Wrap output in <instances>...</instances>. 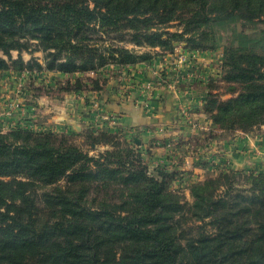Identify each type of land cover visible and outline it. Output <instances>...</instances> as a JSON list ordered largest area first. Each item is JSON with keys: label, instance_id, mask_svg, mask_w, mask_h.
Wrapping results in <instances>:
<instances>
[{"label": "trees", "instance_id": "1", "mask_svg": "<svg viewBox=\"0 0 264 264\" xmlns=\"http://www.w3.org/2000/svg\"><path fill=\"white\" fill-rule=\"evenodd\" d=\"M181 15L205 25L189 51H223L202 111L221 129L264 125V29L249 26L264 22V0H0V71L31 39L61 74L143 63L149 51L100 45L94 35L164 47L166 24ZM82 82L66 80L63 90ZM221 82L238 90L224 99ZM107 135L90 136V145ZM110 145L90 155L51 131L0 132V264H264V172L221 171L194 183L189 202L168 189L169 173ZM238 176L250 188L238 187Z\"/></svg>", "mask_w": 264, "mask_h": 264}, {"label": "rangeland", "instance_id": "2", "mask_svg": "<svg viewBox=\"0 0 264 264\" xmlns=\"http://www.w3.org/2000/svg\"><path fill=\"white\" fill-rule=\"evenodd\" d=\"M183 16L181 15L179 18L166 24L165 30L172 33V35L164 47H150L148 45L136 46L126 40H120L115 34H112L108 38L106 37L107 33L103 30L98 31L94 35V39L96 41L99 40L100 45L104 43L107 46L112 44L113 46L120 45L134 48L138 52L149 51L152 55L151 59H159L158 63L165 64V61L169 62V60H172V57H175L173 53L174 47L187 42L186 40L190 37H197L205 28L204 25L199 29H195L191 24L188 25L182 20ZM249 26L264 29V22L256 21ZM238 29L246 30L247 26L239 24ZM251 30L249 28L247 31ZM225 41L226 37L224 39ZM31 42L35 45L37 41L36 39H31ZM33 45L32 49H22L20 51L16 49L11 50V60L8 61L9 68L0 71V127L2 122L4 124L7 122H16V125L13 127H20L23 131L32 133L51 131L58 136L65 137V140L69 143L79 146L90 155H97L111 148L110 144L113 141L119 142L122 146L132 148L139 155L141 161L146 164L150 172L153 169L159 168L169 173L168 189L178 193L184 197V200L189 202L192 201L190 187L194 183L208 177L216 176L221 171L239 170L243 173L264 172V125L254 127L247 131L221 129L213 125L212 118L208 113H204L201 110L204 116L199 117L198 115H194V113L197 114V111H193L192 105L188 104V102L178 106L177 118H170L167 121L157 123L156 128L152 129L148 135L141 133L139 130L141 127L139 129L136 127L134 130H131L130 127L124 128L117 112L105 117L108 125L102 119L91 124L81 123L78 120L74 122L75 124H63L60 121L59 124L56 123L54 127L52 126L53 128H47L46 125L48 123L52 125V122L56 121L51 116L57 115V112H60V105L62 103L72 105L73 101L69 100L72 96L71 94L78 92L63 90L66 80L74 81L76 78H81L83 81L82 90L92 91L93 89L91 87L94 86V82H97L101 89H103L109 80L106 76H101L99 71L107 66L117 64L109 63L98 72L88 70L73 74H61L56 70H48L45 67L43 51L36 49ZM188 47L189 44H187ZM221 49L218 51V55L223 53ZM197 51L206 52L202 50ZM0 55L7 59V56L1 51ZM13 60H17V62L15 63ZM20 60L23 64L20 63ZM220 60L221 58L217 57L213 65H211V68H217ZM35 61L41 64L40 68L33 64ZM29 62L33 64L32 67L27 65ZM19 64L23 66L19 67ZM110 69L107 72H111L112 68ZM163 71L162 69L160 71V68L157 70V74L161 78L167 76ZM216 79H220V76L214 77L213 80ZM160 83V86H165L163 82ZM216 87L219 88L218 90L222 93V97L227 99L234 95V92L230 89L232 87L236 88L237 84L221 82ZM169 88L166 87L165 89ZM236 89L238 90V87ZM158 96H160L161 101V95ZM39 101H41L40 106L38 105ZM85 102H92V99L86 98ZM203 103L204 100L201 99L200 107H202ZM74 105L76 106L77 104ZM41 106L44 109L40 108ZM183 107L186 110L188 118L180 114V110ZM45 109L47 110L45 111ZM94 110L98 111V105L92 106L88 111L93 112ZM100 112H102L101 109ZM46 116L51 121L46 119ZM44 121L48 122L45 123ZM31 123L39 127L44 126L45 129L34 131L30 127L25 126H30ZM57 124L60 125V128H56ZM13 127H10V129H13ZM180 127L183 130H180ZM88 133L89 136H87ZM103 133L108 134L107 137L110 141L108 143L100 142L91 146L92 139L90 136L100 137ZM244 134L255 137V145L251 149H246L242 145L237 151V153L242 155V159L238 158L239 160L237 162L235 158L232 161L231 157L235 155V152L233 153L231 151L234 146L233 141ZM228 145H230L229 148L226 147ZM237 178L238 187L250 188L251 184L249 182L243 180L241 177L239 178V176ZM59 183L64 184V180H60ZM189 222L190 225L192 221ZM195 223L192 222V225Z\"/></svg>", "mask_w": 264, "mask_h": 264}, {"label": "crops", "instance_id": "3", "mask_svg": "<svg viewBox=\"0 0 264 264\" xmlns=\"http://www.w3.org/2000/svg\"><path fill=\"white\" fill-rule=\"evenodd\" d=\"M218 56L216 53L199 54L196 68L200 72L206 73ZM158 60L151 59L143 63L105 67L102 69L103 71L99 72L101 76H106L109 80L106 86L99 91L81 90L73 92L69 99L73 101V106L67 105L68 103H62L60 112L51 116L56 121L52 122V125L48 123L46 127L53 128L60 121L66 124L74 123L78 120L81 123L91 124L102 119L107 124L105 117L117 112L124 128L130 127L131 130H134L136 127L138 129L141 127L139 129L141 133L148 135L152 129L156 128L157 123L167 121L170 118H177L178 106L187 102L192 105L193 111H197V114L194 113V115L204 116L201 112L200 101L201 99L204 100L207 93L206 85H203L192 76H188V73L193 69L192 66L189 63H185L178 67L175 57H172L169 62L165 61V64L158 63ZM110 68H112V71L107 72V70H111ZM158 68H160V71L161 69L164 70L163 72L170 78H176L180 72L187 75V78L185 77L182 80L178 92L165 89V86H160L161 83L157 74ZM178 70L180 71L178 72ZM187 82L190 83L188 88L186 86ZM158 95H161V101ZM86 98H91L92 102L86 103ZM40 103L41 101L38 103L39 106L41 105ZM74 104L77 105L75 106ZM97 105L98 111H88L92 106ZM40 108L43 107L41 106ZM100 109L102 112H100ZM45 118L48 119L47 116ZM48 120L51 121V119ZM44 122L47 123L48 121ZM58 124L56 128H60ZM76 126L78 127V125ZM76 126L74 127L76 128ZM180 130H183V128L180 127ZM255 142V137L248 134L241 135L238 139L236 138L231 149L233 153L235 152V155L231 157L232 161L235 158L237 162L238 158L242 159V155L237 153L242 145L246 149H251ZM226 147L229 148L230 145ZM244 154L246 155V153Z\"/></svg>", "mask_w": 264, "mask_h": 264}, {"label": "built area", "instance_id": "4", "mask_svg": "<svg viewBox=\"0 0 264 264\" xmlns=\"http://www.w3.org/2000/svg\"><path fill=\"white\" fill-rule=\"evenodd\" d=\"M188 42V40H186ZM187 42L181 43L180 45L174 47L173 49V53L175 55V58L177 59V65L178 67L181 66V64H185V63H189L192 66V71H190L188 73V76H192L194 79H196L197 81H199L200 83H202L203 85H206L209 81L213 80L214 77H218L221 74V70L219 68H209L208 71L206 73L200 72L196 67H197V57L199 54H217L218 52H198V51H194L191 52L189 51V49L187 48ZM222 57V53L221 55L218 56V58ZM180 70H178L179 72ZM187 78L186 74H183L182 72H180V74L176 77V78H169L168 76H164V77H159L158 76V80L159 82H163V84L166 87H170V90H173L175 92L179 91V86L182 83V80L184 78ZM187 88L190 86V83L187 82L186 83ZM168 89V90H169ZM205 100V99H204ZM180 114H182L185 118H188V115L186 113L185 108H181L180 110ZM16 125V122L12 123V122H7L6 124H4L2 122L1 127H0V132H5L6 130L10 129V127H13ZM26 127H30V129H33L34 131H41L43 129H45L44 126H38L34 123H31L30 126L29 125H25Z\"/></svg>", "mask_w": 264, "mask_h": 264}]
</instances>
